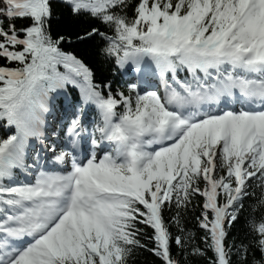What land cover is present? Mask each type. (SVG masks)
Listing matches in <instances>:
<instances>
[{"label": "snow or ice", "instance_id": "snow-or-ice-1", "mask_svg": "<svg viewBox=\"0 0 264 264\" xmlns=\"http://www.w3.org/2000/svg\"><path fill=\"white\" fill-rule=\"evenodd\" d=\"M144 253L264 264V0H0V264Z\"/></svg>", "mask_w": 264, "mask_h": 264}, {"label": "trees", "instance_id": "trees-1", "mask_svg": "<svg viewBox=\"0 0 264 264\" xmlns=\"http://www.w3.org/2000/svg\"><path fill=\"white\" fill-rule=\"evenodd\" d=\"M58 13H59L58 20L56 23L53 24L54 30L57 27H59L64 21L62 10L58 9ZM138 264H158V261L156 260L155 257L151 256L150 254L144 253L139 256Z\"/></svg>", "mask_w": 264, "mask_h": 264}]
</instances>
